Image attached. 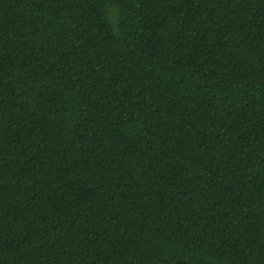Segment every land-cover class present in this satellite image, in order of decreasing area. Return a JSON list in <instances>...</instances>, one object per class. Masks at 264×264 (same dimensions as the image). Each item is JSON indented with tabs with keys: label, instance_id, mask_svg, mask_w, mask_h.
I'll return each mask as SVG.
<instances>
[{
	"label": "trees",
	"instance_id": "trees-1",
	"mask_svg": "<svg viewBox=\"0 0 264 264\" xmlns=\"http://www.w3.org/2000/svg\"><path fill=\"white\" fill-rule=\"evenodd\" d=\"M0 264H264V0H0Z\"/></svg>",
	"mask_w": 264,
	"mask_h": 264
}]
</instances>
